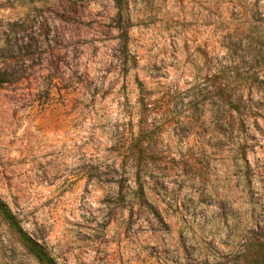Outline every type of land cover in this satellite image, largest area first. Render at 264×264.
<instances>
[{
  "label": "rangeland",
  "instance_id": "obj_1",
  "mask_svg": "<svg viewBox=\"0 0 264 264\" xmlns=\"http://www.w3.org/2000/svg\"><path fill=\"white\" fill-rule=\"evenodd\" d=\"M116 13L0 0V49L14 21L41 48L0 86V197L59 264H246L264 241V0H131L125 54ZM147 129L143 196L126 149ZM0 264H39L1 217Z\"/></svg>",
  "mask_w": 264,
  "mask_h": 264
},
{
  "label": "trees",
  "instance_id": "obj_2",
  "mask_svg": "<svg viewBox=\"0 0 264 264\" xmlns=\"http://www.w3.org/2000/svg\"><path fill=\"white\" fill-rule=\"evenodd\" d=\"M114 2L117 9L116 24L119 30L120 45L123 49V53L125 54L128 51V42L130 39L129 29L133 26L130 14L131 0H114ZM8 26L10 28V35H6L5 41L3 40V47L0 49V86L15 83L23 79L27 70L36 64L37 57H39L41 53V48H39V46H36V49L32 48L33 44H31V40L35 39L33 37L30 38L31 40L29 39V42L24 44V47L18 46V32L22 27L19 21L11 22ZM25 29L22 31H25ZM19 63L21 70H18ZM124 65V72L127 73L128 68L126 66V62ZM138 83L141 90V97L138 101L140 108L139 115L143 116L145 111L148 109L149 102L147 97L144 96V94L147 93L144 84L141 81ZM219 95L226 98L228 103V106L223 109L225 115H233V113L240 115L242 113V108L239 102L232 100L231 96L227 97L228 94L226 88H220ZM152 133L153 130H141V134L135 144L133 146L129 145L126 149V152L129 157H131L135 167L134 178L138 185V193L143 196L145 195L144 173H147L149 168V159L152 148ZM119 186L122 188V184ZM0 217L4 222H6L14 235L18 238L20 244L38 261L39 264H59L46 246L41 244L37 239L24 230L19 218L1 197ZM248 255L251 258L246 264H264V241L254 242L251 244V249H249Z\"/></svg>",
  "mask_w": 264,
  "mask_h": 264
}]
</instances>
